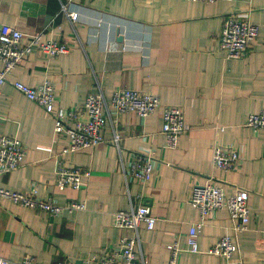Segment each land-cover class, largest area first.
<instances>
[{
	"label": "crops",
	"instance_id": "0c3cea01",
	"mask_svg": "<svg viewBox=\"0 0 264 264\" xmlns=\"http://www.w3.org/2000/svg\"><path fill=\"white\" fill-rule=\"evenodd\" d=\"M62 5L78 13L76 21ZM236 12H246L259 33L245 57L225 59L219 32L223 19ZM0 25L20 30L23 42L42 31L45 39L69 46L56 57L33 48L0 86V135L16 137L25 148L20 165L0 175V187L26 192L35 185L38 197L85 205L49 215L0 197L1 257L10 264L27 255L49 263L122 264L120 240L134 231L115 227L113 212L146 205L156 217L153 229L138 227L136 246L146 264H168L167 246L174 243L181 250L176 264H264V128L245 125L249 113H264V0H0ZM45 80L54 87L52 114L13 86ZM121 88L183 107L187 129L177 146H165L161 107L144 118L110 109L101 143L62 154L68 139L54 134V114L81 106L90 94L109 101ZM114 130L121 135L118 145ZM217 145L237 148L234 170L214 165ZM138 154L151 157L148 182L130 175ZM59 164L90 174L79 188L58 190ZM206 182L226 195L248 191L249 222L236 231L227 209L215 211L202 224L199 252L192 253L187 233L199 215L189 198L194 185ZM223 235L237 251L230 258L208 254Z\"/></svg>",
	"mask_w": 264,
	"mask_h": 264
},
{
	"label": "built area",
	"instance_id": "2783aa9c",
	"mask_svg": "<svg viewBox=\"0 0 264 264\" xmlns=\"http://www.w3.org/2000/svg\"><path fill=\"white\" fill-rule=\"evenodd\" d=\"M212 3L215 0H189ZM65 11V6L62 5ZM66 12V11H65ZM72 22L78 18L75 11L66 12ZM258 25L250 21L246 12H236L227 15L222 22L219 32V52L225 59H241L248 53L250 44L257 38ZM24 34L15 27L0 25V86L6 82V74L20 61L26 58L33 48H37L48 57H56L67 53L69 46L64 42L44 38V33L31 35L28 41L23 42ZM13 86L27 99L35 102L51 113L54 107L55 93L52 83L48 80L29 87L20 81L13 82ZM161 107V132L165 138V146L175 148L179 136L186 131L184 109L180 105H161L159 98L148 92L121 88L116 89L106 101L102 94H90L84 103L75 109L54 114V134L65 135L68 145L61 153L74 152L93 147L103 141L102 128L107 121H111L110 109L116 113L132 112L144 118ZM105 113V114H104ZM83 115V119L79 117ZM112 122V121H111ZM245 125L254 129L264 128V113L252 112L247 115ZM120 133L114 130L113 143L118 145ZM25 156V148L21 141L11 135H0V175L16 169ZM212 159L214 165L223 171H232L236 168L240 155L237 148L230 145H217L213 148ZM129 172L132 178L148 182L153 178L151 157L138 154L132 162ZM90 174L82 167H66L58 165L55 173V185L58 190L65 188L77 189L83 184V178ZM36 186L29 191H9L0 187V197L7 198L23 207L43 211L49 215H59L63 210L70 212L85 208L83 202L67 201L63 205L52 198H41L37 195ZM249 193L244 189H237L233 194L226 195L223 188L211 182L194 185L189 198L190 205L197 210L199 220L191 225L187 233L188 251L199 252L198 235L205 219L222 208L227 209L231 220L235 223L236 231L246 227L249 222L248 208ZM156 217L146 205L132 206L126 210L113 212V225L118 228H129L134 231L130 238H122L119 243V256L122 264H146L137 250L138 227L144 224L147 229L154 227ZM170 258L168 264H176V257L181 251L176 244L168 245ZM237 244L229 235L221 236L208 250L211 255L230 258L237 251ZM105 264H112L104 260ZM0 264L10 262L0 256ZM18 264H67L66 261L49 263L39 261L27 255ZM236 264H243L241 261Z\"/></svg>",
	"mask_w": 264,
	"mask_h": 264
}]
</instances>
